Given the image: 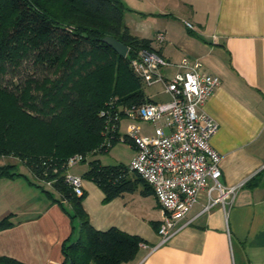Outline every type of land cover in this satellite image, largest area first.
I'll use <instances>...</instances> for the list:
<instances>
[{
    "label": "crops",
    "instance_id": "obj_1",
    "mask_svg": "<svg viewBox=\"0 0 264 264\" xmlns=\"http://www.w3.org/2000/svg\"><path fill=\"white\" fill-rule=\"evenodd\" d=\"M125 13L130 33L150 40L170 63L160 70L165 79L173 77L183 58L199 60L203 72L219 79L202 111L218 125L210 146L221 158V184L242 185L224 205L205 213L203 191L180 222L184 227L161 244V211L151 191L143 195L139 185L133 193L103 202V192L82 179L88 166L79 163L67 173L82 179V206L90 224L143 240L136 257L123 264H264V0H126ZM158 33L165 36L161 44L155 43ZM126 122L119 123L120 137L126 135L127 125L122 130L121 124ZM138 124L148 134L150 125ZM114 146L94 159L105 166H128L135 148L129 145V161L122 163ZM106 154L111 165L100 160ZM8 161L0 159V166ZM8 215L12 226L0 230V257L22 264H62V243L71 233L77 235V224L24 177L0 179V221Z\"/></svg>",
    "mask_w": 264,
    "mask_h": 264
},
{
    "label": "trees",
    "instance_id": "obj_2",
    "mask_svg": "<svg viewBox=\"0 0 264 264\" xmlns=\"http://www.w3.org/2000/svg\"><path fill=\"white\" fill-rule=\"evenodd\" d=\"M125 12L121 0H0V159L16 161L0 166V179L24 177L77 224V235L62 243V264L127 263L143 242L116 228L94 229L85 193L76 196L65 180L74 155L84 161L119 142L134 147L118 135L119 123L126 110L153 102L130 66L140 51L154 50L152 42L130 33ZM106 36L127 47L125 58ZM18 163L30 177L14 171ZM87 166L82 179L103 192V202L139 185L143 195L151 191L129 165L92 159ZM10 217L0 230L12 226ZM0 264L22 263L0 257Z\"/></svg>",
    "mask_w": 264,
    "mask_h": 264
},
{
    "label": "built area",
    "instance_id": "obj_3",
    "mask_svg": "<svg viewBox=\"0 0 264 264\" xmlns=\"http://www.w3.org/2000/svg\"><path fill=\"white\" fill-rule=\"evenodd\" d=\"M185 24L193 29L191 24ZM164 40V34L158 33L155 43L161 44ZM130 66L144 86L161 84L169 96L167 102H152L126 110L129 121L126 136L135 148L129 169L150 187L159 205L161 220L157 234L164 244L184 227L180 222L203 191L207 197L202 209L205 213L233 198L242 184L228 187L221 184V158L210 146L218 125L202 111L218 87L219 79L203 72L199 60L188 58L181 59L176 65L178 71L165 79L160 70L170 63L155 50L140 51ZM138 122L149 124L153 132L143 134ZM83 159L82 155H74L68 159L67 167L76 166ZM65 180L76 196H82L80 177L66 173Z\"/></svg>",
    "mask_w": 264,
    "mask_h": 264
},
{
    "label": "rangeland",
    "instance_id": "obj_4",
    "mask_svg": "<svg viewBox=\"0 0 264 264\" xmlns=\"http://www.w3.org/2000/svg\"><path fill=\"white\" fill-rule=\"evenodd\" d=\"M122 1L124 3V6L126 7V0H122ZM124 21L126 23V17H125ZM143 90L147 96L153 98L154 100H156L158 102H161V101L167 102L169 100V96L167 94H164L163 87L161 85H154V86H150V87L144 86ZM121 124H122V130H125V125H127L128 123L126 122V124L125 123H121ZM138 125L140 126L141 124H138ZM151 129L152 128L150 126H146V133L150 134L152 131ZM113 152L118 157L119 162L127 163L129 161V157L132 153V150L127 143L126 144L125 143H118L117 145L114 146ZM92 159H94L93 156H91V155L87 156L85 158V160L80 163L79 166H81V167L87 166L89 161H91ZM100 160L102 161L103 164H107V165H111L112 163H114V162H112V160L110 159L108 154L101 155ZM9 162H16V161L10 159V161H8L7 163H9ZM5 164H6V162H5ZM14 171L30 176L27 169L21 163L17 164Z\"/></svg>",
    "mask_w": 264,
    "mask_h": 264
},
{
    "label": "water",
    "instance_id": "obj_5",
    "mask_svg": "<svg viewBox=\"0 0 264 264\" xmlns=\"http://www.w3.org/2000/svg\"><path fill=\"white\" fill-rule=\"evenodd\" d=\"M102 41L110 48H112L120 57H126L128 49L122 43L109 36L104 37Z\"/></svg>",
    "mask_w": 264,
    "mask_h": 264
},
{
    "label": "bare ground",
    "instance_id": "obj_6",
    "mask_svg": "<svg viewBox=\"0 0 264 264\" xmlns=\"http://www.w3.org/2000/svg\"><path fill=\"white\" fill-rule=\"evenodd\" d=\"M146 88V87H145Z\"/></svg>",
    "mask_w": 264,
    "mask_h": 264
}]
</instances>
